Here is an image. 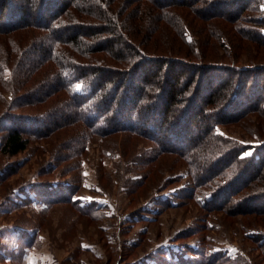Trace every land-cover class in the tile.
<instances>
[{"label": "trees", "instance_id": "trees-1", "mask_svg": "<svg viewBox=\"0 0 264 264\" xmlns=\"http://www.w3.org/2000/svg\"><path fill=\"white\" fill-rule=\"evenodd\" d=\"M231 28L264 44V0H0V160L76 127L48 172L83 152L90 137L125 132L151 142L145 163L181 158L185 196L204 209L264 214V143L247 153L249 145L217 130L264 113V73L216 63L221 58L201 45L225 44ZM17 171L4 161L0 183ZM29 184L19 186L22 201L34 193L46 206L75 203L74 186ZM12 194L15 187L0 203Z\"/></svg>", "mask_w": 264, "mask_h": 264}, {"label": "rangeland", "instance_id": "rangeland-1", "mask_svg": "<svg viewBox=\"0 0 264 264\" xmlns=\"http://www.w3.org/2000/svg\"><path fill=\"white\" fill-rule=\"evenodd\" d=\"M197 24L202 40V24ZM220 25L214 19L212 29ZM224 36L225 44H201L204 52L221 58L213 61L243 69L259 66L264 73V44L233 29ZM65 129L0 160V166L4 161L18 165L0 183V202L13 187L17 190L0 203V264H264V214L204 209L185 196L190 177L184 161L162 154L145 163L151 142L142 137L125 132L90 137L83 152L43 171L57 152L68 151L63 145L77 130ZM217 130L249 145L247 153H253L264 143V113L252 111ZM31 181L74 186L75 203L46 206L34 193L31 203L20 200L25 192L19 186L28 190ZM26 230L35 232L33 242L18 237ZM209 253L225 262L212 261Z\"/></svg>", "mask_w": 264, "mask_h": 264}]
</instances>
